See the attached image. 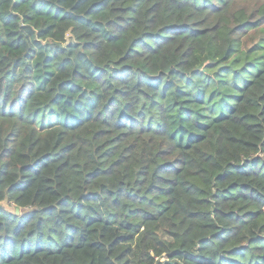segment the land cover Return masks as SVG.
<instances>
[{
    "label": "trees",
    "instance_id": "obj_1",
    "mask_svg": "<svg viewBox=\"0 0 264 264\" xmlns=\"http://www.w3.org/2000/svg\"><path fill=\"white\" fill-rule=\"evenodd\" d=\"M0 202V264H264V0H0Z\"/></svg>",
    "mask_w": 264,
    "mask_h": 264
},
{
    "label": "rangeland",
    "instance_id": "obj_2",
    "mask_svg": "<svg viewBox=\"0 0 264 264\" xmlns=\"http://www.w3.org/2000/svg\"><path fill=\"white\" fill-rule=\"evenodd\" d=\"M1 204L3 205V207H5V208H9V207H8V204H7L6 202H2ZM9 210H12V211H13V209H12L11 206H10Z\"/></svg>",
    "mask_w": 264,
    "mask_h": 264
},
{
    "label": "water",
    "instance_id": "obj_3",
    "mask_svg": "<svg viewBox=\"0 0 264 264\" xmlns=\"http://www.w3.org/2000/svg\"><path fill=\"white\" fill-rule=\"evenodd\" d=\"M2 202H0V208H3V205L1 204ZM16 212L18 213V212H20V209H16Z\"/></svg>",
    "mask_w": 264,
    "mask_h": 264
}]
</instances>
